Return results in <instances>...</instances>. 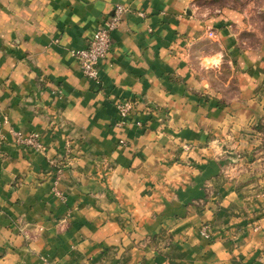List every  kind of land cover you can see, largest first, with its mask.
I'll return each mask as SVG.
<instances>
[{
	"label": "crops",
	"instance_id": "1",
	"mask_svg": "<svg viewBox=\"0 0 264 264\" xmlns=\"http://www.w3.org/2000/svg\"><path fill=\"white\" fill-rule=\"evenodd\" d=\"M209 1L0 0V264H264V186L237 153L259 143L264 35H241L252 0ZM115 4L84 78L70 50Z\"/></svg>",
	"mask_w": 264,
	"mask_h": 264
},
{
	"label": "built area",
	"instance_id": "2",
	"mask_svg": "<svg viewBox=\"0 0 264 264\" xmlns=\"http://www.w3.org/2000/svg\"><path fill=\"white\" fill-rule=\"evenodd\" d=\"M128 11V8L115 4L112 8L111 14L103 21L99 22L98 26L92 31L88 37L86 44L81 48L70 50L71 55L77 62L79 71L84 78L95 80L98 77V67L101 61L104 60L111 43V32L115 29L121 16ZM137 15L141 16L142 13L138 12ZM211 33L208 32V35ZM132 108V103L128 100L117 102V121L119 125L124 122ZM17 144H24L31 147L36 151L41 150V145L37 140L36 134L21 139L17 137ZM200 234L206 238L208 237L206 225L200 228Z\"/></svg>",
	"mask_w": 264,
	"mask_h": 264
},
{
	"label": "rangeland",
	"instance_id": "3",
	"mask_svg": "<svg viewBox=\"0 0 264 264\" xmlns=\"http://www.w3.org/2000/svg\"><path fill=\"white\" fill-rule=\"evenodd\" d=\"M248 0H211L205 3H214L217 5H230L235 8L243 7ZM259 0H252V5L248 9L251 19V29L243 31L241 35L252 45L259 41V34L264 35V11L259 10ZM254 129L258 132L257 139L259 143L253 146L247 152H237L242 157L240 169L248 170L252 168L256 173L257 179L264 186V121L258 122Z\"/></svg>",
	"mask_w": 264,
	"mask_h": 264
},
{
	"label": "trees",
	"instance_id": "4",
	"mask_svg": "<svg viewBox=\"0 0 264 264\" xmlns=\"http://www.w3.org/2000/svg\"><path fill=\"white\" fill-rule=\"evenodd\" d=\"M263 109H264V105H263Z\"/></svg>",
	"mask_w": 264,
	"mask_h": 264
}]
</instances>
